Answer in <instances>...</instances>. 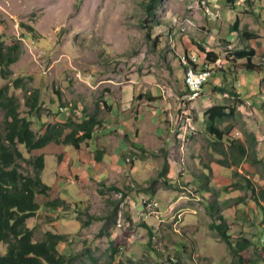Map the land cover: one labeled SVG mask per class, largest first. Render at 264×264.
Wrapping results in <instances>:
<instances>
[{
	"label": "rangeland",
	"instance_id": "obj_1",
	"mask_svg": "<svg viewBox=\"0 0 264 264\" xmlns=\"http://www.w3.org/2000/svg\"><path fill=\"white\" fill-rule=\"evenodd\" d=\"M148 1L0 0V39L5 47H15L12 52L17 57V61L6 70L0 67V134L2 138L6 133V110L11 107H5V105L10 101L18 106L21 117H26L32 122V130L37 135H41L48 125H53L51 123L58 119L63 120L64 117L72 118L75 122L88 115L104 118L107 112L97 110L96 104L105 108L104 98L107 90L111 89L112 83H114V97L117 100L118 96L115 93L117 86L132 79L144 78L147 79L146 81H152L153 84L167 87L175 94L181 95L184 89L185 69L181 65L180 57L185 51L191 53L188 52V45L190 48L192 46L193 52L197 50V57L202 62L207 59L204 53L201 54L200 47L217 56L220 68L216 69L213 77L203 88L204 95L209 97V104L214 102V105H217L223 100L231 108L240 106L237 97L224 98L219 94L220 91L213 90V86L221 82L224 89L228 91L237 81V77L241 78L238 70H244L245 61L238 60L236 53L245 47L255 49L257 54L254 58L255 64L264 66V0H250V3L245 0H210L213 18H208L206 11H203V5H200L208 0L201 3L199 0H162V6L158 11L162 25L156 27H153L152 20L145 14ZM215 11H219L222 16ZM237 20L240 21L241 31L253 33V39L248 40L232 32V26ZM149 29H151L150 38L147 36ZM6 52L9 53V49H6ZM184 60L188 62L185 57L183 63ZM263 79L264 77L258 80L257 84L261 85ZM36 94L39 97L40 111L39 115L31 116L28 103ZM211 94L216 96L215 101L213 97V100L211 99ZM203 98L199 99L203 106L198 104L202 110L208 108ZM184 99L186 98H181L183 103H192L183 101ZM252 109L253 107L247 110L248 113L249 111L254 113L253 118H248L249 125L243 123L240 118L236 120L234 114L233 118H227L217 126L225 132H232L234 129L243 136L246 143L251 144L254 140L257 144L263 143L264 147V139L260 142H257L255 138L249 139L251 134H248V131L252 125L264 137V122L262 123L264 110L254 112ZM237 115L244 117L239 113ZM203 121L202 116L198 125L199 129L204 127ZM205 128L207 129V125ZM17 148L26 159V162L19 161L24 174L35 176L33 162L40 152L28 153L22 145H17ZM252 148L256 149V146ZM254 149H248L249 154H252ZM187 155L186 151L184 155L186 160ZM262 155L264 156V151ZM255 158H258V155L248 157L249 160ZM180 159L181 155H178V160ZM186 163V161L184 164L178 162V170L183 171ZM56 164L55 160L47 159L45 180L57 168ZM138 166L142 165L138 164ZM197 167L209 174V170L204 169L201 164L197 163ZM259 177L263 180L262 183H251L256 196L253 195L248 183H228L230 186L222 187L223 185L218 186L221 183H206L203 178L201 179V185L205 190L207 185L211 186L209 200L211 203L214 202L215 208L218 209L220 206L225 220L228 216L233 218L232 208L237 207H240L249 218V220L242 218L241 221H233L232 227L235 229L236 236H231L230 247L221 239L217 231L214 232L215 239L212 237L209 239L204 232L207 226L197 230L195 234L197 248L203 247L205 252L201 253L213 257L212 264H240L239 257L243 258L242 264H264V237H261L259 231L264 228V221L262 223L257 221L259 225L252 222V218L258 215L259 218L264 219V159ZM173 178L175 179L176 175H173ZM192 179V174L187 173L185 181L189 182ZM118 184V188H123L120 189L121 192L112 190L111 186L114 184H109L111 188L100 184L96 199L90 202L62 204L59 208L63 210L58 212H50V207L45 206L46 203L57 200L51 190L49 197H38L42 209L35 218L28 221L29 227L35 231L34 240H42L45 233L51 231L64 237L58 247L62 255L78 256L73 264H108L110 242L118 245L122 239H125L128 232L131 233H128L129 238L134 235L133 221L129 214H135V210H130V205L125 203L127 199H123L122 195H130L134 191V197L138 199L135 205L138 206L143 203L140 197L152 198L151 195H157V190L164 186L162 183H131V181ZM182 184L188 186L190 183ZM131 185L134 187L132 188ZM126 186L132 191L126 193L124 188ZM231 186V191L226 189ZM99 191H103V195ZM182 191L185 199L188 197L193 199L192 189L182 187ZM119 202L120 204L116 205ZM216 202L219 204L216 205ZM116 206H118V214L116 222H113L108 217L113 216ZM145 209L149 215H157L160 210L157 202L150 201L145 203ZM207 210L212 216L213 211L208 207ZM185 212L187 213L185 224L196 220L191 212L188 213L187 210ZM89 216L100 217L102 220L94 221L90 226H86L85 222L88 221ZM176 218V216L173 217V220ZM121 225L124 228H120L119 236L114 238L115 230H119L118 226ZM174 226H176L175 232L177 230L178 233L169 231L163 235L164 233L157 232L155 239L150 238V247L154 244L156 247L159 246L158 249H154L157 252L153 254L158 256L161 252L160 244L164 243L163 245H166L170 251L164 252L163 256L168 255L170 258L171 255L178 260L184 258L187 264H194L190 257L184 255V249L192 251L191 244L184 239L186 235L183 229H180L176 223ZM242 226L246 228L248 233L246 239L251 241L252 246L246 251L234 254L233 249H236L237 242L242 240L237 239V235L240 234L237 231ZM134 237L138 239L137 236ZM86 248H90L96 263L89 260ZM4 252L5 247L1 246L0 253ZM139 255L135 264L152 262L147 256L150 255L147 251L140 252Z\"/></svg>",
	"mask_w": 264,
	"mask_h": 264
},
{
	"label": "crops",
	"instance_id": "obj_2",
	"mask_svg": "<svg viewBox=\"0 0 264 264\" xmlns=\"http://www.w3.org/2000/svg\"><path fill=\"white\" fill-rule=\"evenodd\" d=\"M234 34L238 33L234 32ZM188 46V52L191 53L185 51L182 55L198 56L197 50L193 52L192 46L191 48L190 45ZM255 57H257V54ZM189 58L191 60V57ZM200 60L198 59L201 63L202 61ZM194 62L197 63V61ZM238 72L241 73V80L237 77V81L231 85L234 88V94L228 93L229 90H219L225 88L221 82L215 83L213 90L220 91L219 94L224 96V98L231 97L235 99L237 97L240 106L236 108L232 106L235 119L240 118L243 123L249 125L248 118H253L254 113L252 111L248 113L247 110L251 107H253L252 110L254 112L264 110V79L263 83L261 81V85L257 84V81L264 77V71L248 72L246 70H238ZM146 80L145 78L132 79L127 83L117 86L115 93L118 96H116L118 100L114 97V83H112L111 89L107 90L104 98L103 104L105 108L96 104L97 110H104L107 112V115L104 118L91 115L95 116L98 124L94 127L91 138L81 142L78 148H75L71 144L51 142L45 148L36 150V152H40L38 157L43 156L45 159V167L41 178L51 187V192L56 196V203L58 205L90 202L96 199L99 189L98 185L100 184L106 187H109V184H114L111 187H115L118 190L123 189L118 188V183H130V181L131 183L153 182L164 184V186H161L157 190V195H151L152 198L140 197L144 204L142 203L138 206L135 205L138 201L134 197L135 192L129 189L130 187L128 186L124 187L126 188V193L132 191L124 199H127L125 203L130 205V210H135V214H129L133 221L131 222L133 223L134 235L129 238L128 233L130 232H128L125 235V239L119 242L120 244H115L116 247L118 246V251L114 264H135L139 259L140 252L146 253V251L150 254L147 255L152 261L150 264H187V260L184 258L178 260L171 255L170 258H168V255L163 256L164 252L170 251L166 245H163L164 243L160 244L159 250L161 252H159L158 256L153 253L157 252L154 249H158L159 246L156 247L154 244L155 246L152 245L150 247V238L153 237L155 239L157 232L160 234L164 233L163 235L169 231L175 232L174 227L176 226H174V223L177 226L179 225L180 229H183L186 235L184 239L192 246V251L187 248L184 249L185 257H190L194 264H212L213 257L203 255L201 253L204 251L203 247H201L202 249L197 248L195 240L197 230L200 227L204 229L207 226L206 231H204L207 233L206 238L208 236L209 239L210 237L215 239L214 232L217 231L216 227L223 223L227 227V234L234 237L236 233L234 227H232L233 221H241L243 220L242 218L249 220V218L248 215L245 216L240 207H237L232 208L234 210V213H232L233 218L228 216L225 220V217L222 216L223 210L220 211V206L218 209H212V207L215 208V205L213 206L214 202L211 203L209 200L210 191L212 190L211 186L207 185L205 190L201 185V179L203 178L206 183H221L218 186L223 185L222 187L230 186L228 183H262L263 180L259 177V172L263 166L264 156L262 152L264 151V147L260 140H263L264 137L254 128V125H250L251 129H249L248 134L251 135L248 136L249 139L255 138L260 144H257L254 140L251 144L246 143L243 136L239 132L234 131V129L232 132L223 131L222 138L211 135L205 128L206 111L214 106H225L227 107L225 112H229V108H231L229 104H226L223 100L217 105H214V102L209 104V97L204 95L203 90L200 98L204 97L202 100H206L204 102L208 104L206 106L208 108H203L202 110L198 107V104L202 105L199 98L192 104L185 103L187 105H184L181 102V112H178V103L169 100V96H167L170 89ZM175 91L178 92L176 88ZM185 91L186 88L184 86L183 93ZM183 93L181 97L184 95ZM212 95L211 99L213 97L215 101L216 96ZM183 101H186V99ZM201 113L204 117V127L199 129L198 125L202 119ZM238 113L244 117L242 118L240 115H237ZM91 116H83L80 121L76 122L72 118L64 117L63 120L58 119L51 124L63 125L70 120L81 124L84 120H90ZM233 116L230 118H233ZM183 118L189 119L191 122L186 124ZM71 132V129H66L65 135L71 134ZM84 134V131H79L75 136L76 138H81ZM231 143V146L234 147L232 150L234 155L230 153L231 149L229 146ZM252 146H256V149L252 148ZM248 149H254V152L258 155V158H255L256 160L246 158L244 153L246 151L249 152ZM186 151L188 154L187 160L184 157ZM178 155H181L180 160H178ZM127 157L134 158L137 161L129 165L126 163ZM47 159L55 160L57 168L45 180L44 171ZM185 161L187 162L186 169L184 167L183 171L178 170V162L184 164ZM197 163L201 164L204 169L209 170V174L198 168ZM138 164L142 166L139 167ZM164 167H167L165 173H163ZM187 173H191L193 176V179L189 182L185 181ZM173 175H176L175 179ZM174 183H177V185H174ZM179 183L181 185H178ZM182 183L190 184L186 186ZM131 187L133 188L134 185H131ZM182 187H188L193 190V199L189 197L185 199L183 197L184 192L182 191ZM226 189L231 191L232 186ZM154 197L157 198L155 199ZM149 201L159 204L160 210L157 215H149L147 214L148 212H145V203ZM218 204L216 202V205ZM207 207L213 211L212 216L208 212ZM62 210L61 207H57L55 210L50 208V212ZM185 210L188 213L191 212L196 220L185 224V215L187 214ZM175 216L177 218L173 220ZM219 216L221 218H218ZM30 219L26 222L27 227H29L28 221ZM252 220L256 225H259L257 221L259 223L264 221L263 218H259V215L258 217L254 216ZM137 221L139 222L138 224L136 223ZM118 228L119 230H115L116 233L114 232V238L119 236L120 228H124V226L121 225ZM259 231L263 238L264 228ZM237 232L240 233L237 235V239L239 240L246 239L248 236L246 228L243 226ZM163 235L161 237L164 238ZM134 236H137L138 239ZM206 244L208 245V243Z\"/></svg>",
	"mask_w": 264,
	"mask_h": 264
},
{
	"label": "trees",
	"instance_id": "obj_3",
	"mask_svg": "<svg viewBox=\"0 0 264 264\" xmlns=\"http://www.w3.org/2000/svg\"><path fill=\"white\" fill-rule=\"evenodd\" d=\"M250 3V0H245ZM162 6V0H149L145 6V14L153 22V27L161 26V19L158 17V11ZM32 31V29H29ZM151 29L147 30V36L150 38ZM232 32L240 34V37L246 39H253V33L243 32L240 30V21L237 20L232 26ZM15 47H5L0 39V67L4 70L10 67L17 61V57L13 55L12 50ZM9 49V53L6 52ZM200 52L204 53L207 63L215 64L217 56L214 53L207 52L205 48L200 47ZM256 56V51L249 47L236 53L238 60H245L244 70L248 72H263L264 66L257 65L253 62ZM182 64V63H181ZM184 64L188 67L190 64L184 60ZM183 65V64H182ZM183 65L184 67H186ZM185 68V71L187 70ZM3 70V72H4ZM186 73V72H185ZM214 75V74H213ZM213 77V76H212ZM211 77V78H212ZM210 78V79H211ZM7 89V88H6ZM226 90V89H219ZM230 94H234V88L229 89ZM234 96V95H232ZM30 105V115H39V97L38 94L32 97ZM11 106L6 110L5 116V136L2 138L0 134V247H5V252L0 253V264H73L78 256L67 257L62 255L58 246L63 242L64 237L52 232H46L44 238L40 241H35V231L27 227V220L35 218L41 211L42 205L38 202V197H49L51 187L47 185L41 178V173L45 167V159L43 156L36 157L33 162L35 169V176L24 174L22 166L19 161L26 162L25 156L17 148V145L25 147L28 153L45 148L51 142H60L64 144H71L75 148L85 140H89L94 131V127L98 124L95 116H91L90 120H84L81 124H77L70 120L66 124L48 125L46 130L41 135H37L32 130V122L28 118L21 117L18 112V106L10 101L5 107ZM227 107L214 106L206 111V125L207 131L211 135H216L222 138L223 131H220L217 124L221 121L230 118L234 115V110L229 108V112H225ZM71 129V134L65 135V130ZM79 131H84L85 134L81 138H76L75 135ZM64 137V140H63ZM7 142V143H6ZM230 144L229 148L231 155H234L233 146ZM246 158L256 156L255 152L249 154L248 151L244 153ZM256 160V159H254ZM167 171L164 167L163 173ZM254 196L256 191L251 183H248ZM112 190L121 192L120 190L112 187ZM103 195V191H99ZM125 195H122L124 199ZM46 207L55 210L58 205L55 202L46 203ZM120 204L116 203V205ZM212 209H214L212 207ZM216 209V208H215ZM214 209V210H215ZM118 214V206L113 210V216L108 219L116 222ZM218 218H221L219 216ZM115 219V220H114ZM102 218L89 216L88 221L85 222L86 226H90L94 221H101ZM221 239L228 243L230 247L231 236L227 234V227L223 223L216 227ZM252 246L251 241L242 239L236 244V249H233L234 254L246 251ZM118 247L114 242H110V262L114 264L116 260ZM89 260L96 263L90 248H86ZM240 264L243 263V258L239 257Z\"/></svg>",
	"mask_w": 264,
	"mask_h": 264
},
{
	"label": "bare ground",
	"instance_id": "obj_4",
	"mask_svg": "<svg viewBox=\"0 0 264 264\" xmlns=\"http://www.w3.org/2000/svg\"><path fill=\"white\" fill-rule=\"evenodd\" d=\"M203 1L204 0H199L200 3ZM215 12H219V11H215ZM220 15H221V13H220ZM186 56H188V55L181 56L180 61L183 65H185L183 63V58L185 57L188 60V63L190 64V66H188V67L185 65L187 67V70L185 71L186 73H185V78H184V86L186 88L185 93H189V94H184L182 97L186 96L185 97L186 102H192L193 103L195 100H198L202 95V92H198V87L204 88L205 84L208 82V80H210L209 78H211L213 76L215 70H207V77L208 78L199 77V79L197 80V71H199V64L197 65L196 62L191 61L190 58L186 57ZM191 82H197V83H191ZM192 103H187V104H192ZM183 104L187 105L185 103H183ZM185 113H186V111H185ZM184 117H186V116H184ZM183 121H185L186 124L191 122L189 119H184V118H183ZM182 150H184V149H182Z\"/></svg>",
	"mask_w": 264,
	"mask_h": 264
},
{
	"label": "built area",
	"instance_id": "obj_5",
	"mask_svg": "<svg viewBox=\"0 0 264 264\" xmlns=\"http://www.w3.org/2000/svg\"><path fill=\"white\" fill-rule=\"evenodd\" d=\"M200 5H203V11H206V16L213 18V9L211 7L210 0L204 1V3L200 4ZM218 20H221V19H218ZM186 57H191V61H197V64H199V71H197V80L199 79V77L208 78L207 77V70H216V69L220 68L218 62H215V64H209L207 62H201L200 63L197 59L198 58L197 55H193V56L189 55ZM191 83H197V82H191ZM198 92H203V87H198ZM183 94H189V93H183ZM181 95L175 94L171 90H169L168 95H167V96H169V100H174V101H176V103H178V112H181ZM126 162L131 165L134 162H136V159L127 157ZM148 207H151V206H148Z\"/></svg>",
	"mask_w": 264,
	"mask_h": 264
},
{
	"label": "clouds",
	"instance_id": "obj_6",
	"mask_svg": "<svg viewBox=\"0 0 264 264\" xmlns=\"http://www.w3.org/2000/svg\"><path fill=\"white\" fill-rule=\"evenodd\" d=\"M222 16V15H221ZM206 62V61H205ZM212 64V63H211ZM182 65V64H181ZM261 65V64H260ZM182 67H184L183 65H182ZM185 68V67H184ZM216 71V70H215ZM185 75V74H184ZM183 80H184V78H183ZM183 84H184V82H183Z\"/></svg>",
	"mask_w": 264,
	"mask_h": 264
}]
</instances>
